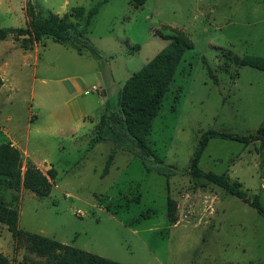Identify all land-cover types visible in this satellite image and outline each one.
I'll return each instance as SVG.
<instances>
[{
  "label": "rangeland",
  "instance_id": "374dc122",
  "mask_svg": "<svg viewBox=\"0 0 264 264\" xmlns=\"http://www.w3.org/2000/svg\"><path fill=\"white\" fill-rule=\"evenodd\" d=\"M97 1L4 0L0 26L25 27L48 12L75 22V7L88 11ZM140 2L101 5L85 33L100 58L50 37L30 50L12 37L6 39L15 49L0 40L6 61L4 66L0 59L6 79L0 84V143H11L15 132L28 152L11 143L20 151L22 171L27 161L43 174L56 171L47 175L46 189L2 185L0 198L18 211L23 231L120 263L264 264V218L187 171L203 132L248 135L264 124V70L240 63L244 56L264 58V0ZM178 33L192 48L183 52L145 137L162 163L117 150L105 171L112 144L93 141L96 121L117 102L125 80L163 49V36ZM75 89L87 107L86 122L69 112ZM197 166L239 181L264 207V144L211 138ZM0 254L13 264H51L24 242L15 246L1 223Z\"/></svg>",
  "mask_w": 264,
  "mask_h": 264
},
{
  "label": "trees",
  "instance_id": "16d2710c",
  "mask_svg": "<svg viewBox=\"0 0 264 264\" xmlns=\"http://www.w3.org/2000/svg\"><path fill=\"white\" fill-rule=\"evenodd\" d=\"M107 1L109 0L97 1L88 11L82 6L75 7V16L78 19L75 22L68 21L65 15L59 17L55 13L48 12L45 18L31 17L25 27L0 26V40L12 37L19 41L23 50H30L33 42L43 37H50L60 43H71L78 53H81L84 48L94 57L100 58L97 49L88 41L85 33L92 18ZM144 1L141 0L138 5H142ZM163 38L167 40L163 49L125 80L117 102L106 107L95 124L93 141L112 144L105 171L117 150L132 151L140 156L143 162L153 158L159 165L162 163V160L146 144L145 137L150 131L152 119L161 107L175 71L182 60L183 52L192 48L191 41L180 33L163 36ZM240 63L264 70V58L244 56ZM211 138L229 139L245 144L259 141L264 144V124L248 135L213 129L203 132L190 158L187 170L189 174L201 177L221 187L226 193L248 203L264 218V207L257 194L249 197L239 181H230L223 174L203 171L197 166ZM21 168L20 151L10 142L0 143V186L4 185L14 190L24 187L30 191L39 192L49 186L47 175L53 178L56 174L53 167L48 170L47 175L43 174L30 161L26 162L24 171ZM145 168L146 171L150 170L148 165H145ZM155 170L160 174H166L161 166H156ZM169 215L173 217L171 212ZM0 223L11 232L15 246L24 242L29 252L45 257L51 264H125L77 247L64 245L48 236L23 231L18 227V211L8 206L2 198H0ZM0 264L13 263L7 256L0 254Z\"/></svg>",
  "mask_w": 264,
  "mask_h": 264
},
{
  "label": "crops",
  "instance_id": "0c3cea01",
  "mask_svg": "<svg viewBox=\"0 0 264 264\" xmlns=\"http://www.w3.org/2000/svg\"><path fill=\"white\" fill-rule=\"evenodd\" d=\"M2 1H4V0H0V2H2ZM6 1L11 3V1H13V0H6ZM7 40L8 39H4V41H7ZM8 41H10V43H11L10 46L13 49H15V44L13 42H11V40H8ZM0 59H2L1 62H3V65L5 66L6 65V61L2 57ZM0 65H1V63H0ZM0 80L3 81V83H4L6 79H5V77H3V75H0ZM76 88H77V86H76ZM69 93L71 94L70 101H69V103H71V105L69 106V112L71 113L74 121H76V122L77 121L86 122L87 119L90 118V116L88 114V110H87L86 105L81 100L80 96L77 95V89H75V90H73V91H71ZM90 120L93 121L92 123L95 122V120H92V119H90ZM87 124L90 125V121L89 120H88ZM8 138L10 139L11 143L14 146H16L19 150H22V151L27 150V149H25L26 145H24V143L21 141L22 140L21 137L19 138L18 136H16L15 132L13 133L12 136H8ZM21 144H23V147L21 146ZM25 152L28 153L27 151H25ZM29 158L32 161H35L32 157H30V155H29Z\"/></svg>",
  "mask_w": 264,
  "mask_h": 264
},
{
  "label": "water",
  "instance_id": "95a60500",
  "mask_svg": "<svg viewBox=\"0 0 264 264\" xmlns=\"http://www.w3.org/2000/svg\"><path fill=\"white\" fill-rule=\"evenodd\" d=\"M98 77L100 79V85L103 87V82L101 81V76L99 74H98ZM102 93H103V95H105V90L104 89H102Z\"/></svg>",
  "mask_w": 264,
  "mask_h": 264
},
{
  "label": "built area",
  "instance_id": "2783aa9c",
  "mask_svg": "<svg viewBox=\"0 0 264 264\" xmlns=\"http://www.w3.org/2000/svg\"><path fill=\"white\" fill-rule=\"evenodd\" d=\"M97 89H98V86L97 85H93L92 90L97 91Z\"/></svg>",
  "mask_w": 264,
  "mask_h": 264
}]
</instances>
